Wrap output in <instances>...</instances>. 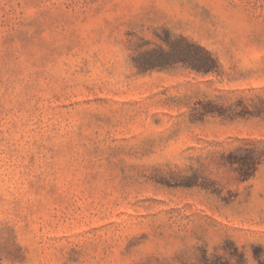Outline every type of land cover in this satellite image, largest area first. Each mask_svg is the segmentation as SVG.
<instances>
[{"label": "rangeland", "instance_id": "1", "mask_svg": "<svg viewBox=\"0 0 264 264\" xmlns=\"http://www.w3.org/2000/svg\"><path fill=\"white\" fill-rule=\"evenodd\" d=\"M0 264H264V0H0Z\"/></svg>", "mask_w": 264, "mask_h": 264}, {"label": "trees", "instance_id": "2", "mask_svg": "<svg viewBox=\"0 0 264 264\" xmlns=\"http://www.w3.org/2000/svg\"><path fill=\"white\" fill-rule=\"evenodd\" d=\"M166 47H157L140 63L142 69L181 64L196 72L208 73L218 69V61L204 46L183 36L164 38Z\"/></svg>", "mask_w": 264, "mask_h": 264}]
</instances>
